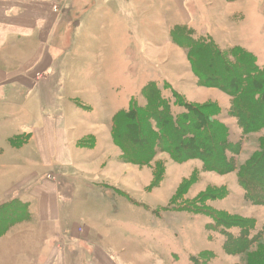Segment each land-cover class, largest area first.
I'll use <instances>...</instances> for the list:
<instances>
[{
    "label": "rangeland",
    "instance_id": "1",
    "mask_svg": "<svg viewBox=\"0 0 264 264\" xmlns=\"http://www.w3.org/2000/svg\"><path fill=\"white\" fill-rule=\"evenodd\" d=\"M78 6L80 11L76 14L74 10L68 27L56 35L59 44L53 46L55 66L63 54L67 59L40 80H47L44 83L47 89V83L54 89L61 86L66 99L79 109L85 121L102 123L104 118V113L96 111L97 95L90 91L103 94L104 105L111 113L127 109L132 100L144 105L141 92L151 82L162 88L172 101L179 93L190 102L181 91L190 92L194 100L206 102H190L195 105L216 100L209 94L199 97L198 86L210 87L199 83L187 50L171 41L170 31L176 26H186L196 38L212 36L225 52L236 47L245 48L257 56L260 66H264V0H88L83 3L78 0ZM59 76L63 77L62 82ZM15 92L9 93L17 104L15 109H0V204L17 195L21 201L34 197L31 195L33 185L25 189L20 184L33 176L28 177V174L44 170L43 160L31 159L37 163L31 169L26 166V160H30L29 151L25 155L18 152L33 140L35 128H39L35 125L40 123L20 107L25 104L22 100L27 93ZM5 99L1 91L0 101ZM230 106L232 108V104ZM35 108L36 104H31L27 109L34 111ZM224 112L220 116L223 122L234 131L235 137H241L238 119L228 115L227 108ZM105 129L104 126L100 128L101 131ZM261 131L243 135L238 165L244 164L259 149V140L264 138V130ZM80 140L78 146L94 147L99 138L82 136ZM121 157L117 168L121 162L126 163L123 152ZM114 162L110 167L106 164L105 170L115 169ZM132 167V174L123 175V178L115 173L112 175L114 182L125 186V191L109 190L106 197L96 193L91 197L81 179L77 181L81 187V202L78 206L61 209L64 215L77 220L83 216L82 212L92 214L89 217L99 223L102 234L107 233L105 228L118 233L110 237L109 242V247H113L114 264H243L244 257L224 251L225 237L218 231L220 228L210 230L213 222L210 217L182 211L193 207L203 211L210 208L224 221H231L233 217L256 220L252 236L261 232L264 240V206L247 199L237 174L208 172L197 161L178 164L167 153L158 154L147 166ZM45 172L44 177L38 176L36 183L40 184V179L54 178ZM103 184L111 188L109 181L102 182V188ZM223 186L228 190L224 199L212 201L202 197L206 192L217 195V189ZM12 187L22 190L16 192ZM86 196L100 204L95 216L87 207L94 208L95 203L86 201ZM104 204L107 205L101 208ZM32 214L35 216L32 223H37V209ZM25 223L28 222L23 221V226ZM93 227L97 228L95 223ZM231 232L237 233V229ZM100 243L108 246L106 240ZM80 247L83 251L89 249L87 244ZM3 253L8 256L5 251Z\"/></svg>",
    "mask_w": 264,
    "mask_h": 264
},
{
    "label": "crops",
    "instance_id": "2",
    "mask_svg": "<svg viewBox=\"0 0 264 264\" xmlns=\"http://www.w3.org/2000/svg\"><path fill=\"white\" fill-rule=\"evenodd\" d=\"M84 1L88 0H80L81 3ZM75 9L77 14L80 11L78 0H0V92L3 91L6 95V99L0 101V109L13 108L17 105L14 104V97L9 95L11 91L15 94V91L27 93L22 100L25 104H21L20 107L28 110L30 117L40 124L35 125L39 128H35L36 135L28 146L24 149L20 147V151H17L24 155L29 151L27 155L30 160H26L28 162L26 166L31 169L37 164L31 159L44 161V170L40 169L39 174L37 172L28 174V177L33 176L23 179L20 184L25 189L33 185L31 195L34 197L29 196V199L23 200L30 205L32 219L31 222L25 223V226L23 224L15 226L12 228L13 231L11 229L6 236L0 237V264H114L113 247H109V242L110 237H116L118 233L105 228L107 233L102 234L98 227L99 223L89 217L92 214L85 215L82 212L83 216L77 220L68 217V214L64 215L61 209L78 206L81 202L79 195L81 187L77 184L81 179L85 190L88 191L87 194L91 197L95 193L106 197L109 190L125 191L123 189L125 186L114 182L112 176L115 173L123 178V175H130L133 171V165L124 162L117 168L118 160H122V151L115 146L111 135V122L116 112H109L104 105V96L101 92L90 91L91 94L97 95L96 111L104 113V118L102 123L85 121L80 116L79 109H75L66 99L67 96L64 95L61 86L54 89L47 83V89L44 84L47 80L44 82L40 80L46 77L48 72L53 73L57 70L58 63L63 64L67 59L63 54L55 66L53 46L59 44L58 40L56 42V35L68 27ZM59 77L62 82L63 77ZM194 82L195 86H198L197 80ZM197 88L199 89L197 92L201 93L199 97L203 94L215 96L216 100L211 103L218 104L222 108V114L226 108L229 113L232 104L229 95L214 88L200 86ZM180 93L192 103L196 101L206 103L202 99L194 100L188 91ZM31 104H36L34 111L27 109ZM103 126L106 128L105 131L100 130ZM230 131L234 136L231 128ZM241 133L239 136H243L242 129ZM82 136L98 137L97 145L78 146L77 143L81 141ZM114 160L112 166L116 168L105 170L104 166L107 164L110 167ZM193 161L200 162L203 168V163L199 160L184 164ZM21 171L19 168V173ZM44 171L46 174H52L54 178L51 176L40 179L44 177ZM38 176L40 184L36 183L39 181ZM106 181L111 183L108 184L111 188L104 184L102 188V182ZM239 186L242 188L240 184ZM15 188L12 187L13 191ZM20 190L22 188L16 192ZM243 191L245 192L244 189ZM89 196H86L85 200L95 203ZM18 197L20 195H17ZM99 205L95 203L94 208L89 205L87 207L95 212L100 210ZM36 209L37 223H32L35 219L32 213ZM94 212L93 216L97 214ZM93 223L98 229L93 227ZM16 228L20 229L16 231ZM25 232H28L27 237ZM99 240H106L108 246L102 245ZM85 244L89 246L88 251H83L80 247ZM3 251L7 253V257Z\"/></svg>",
    "mask_w": 264,
    "mask_h": 264
},
{
    "label": "trees",
    "instance_id": "3",
    "mask_svg": "<svg viewBox=\"0 0 264 264\" xmlns=\"http://www.w3.org/2000/svg\"><path fill=\"white\" fill-rule=\"evenodd\" d=\"M170 39L187 50L202 86L217 88L232 98L228 114L238 119L244 136L264 129V66L258 64L256 55L241 47L225 52L212 36L196 38L186 26L174 27ZM141 93L144 105L132 100L127 109L114 114L111 122L113 142L122 150L126 163L147 166L161 153L169 154L178 164L199 160L208 172L219 175L237 172L247 199L264 206V138L259 140V149L238 165L243 136H232L220 117L222 108L218 104L195 105L179 93H174L176 100L172 101L154 82L147 84ZM216 192L215 196L206 192L202 197L222 200L228 190L222 187ZM182 211L210 217L213 220L210 230L220 228L218 231L225 237L224 251L244 257L243 264H264L262 233L252 236L256 220L233 217L224 221L210 208ZM31 219L28 202L15 198L0 204V237ZM232 229H237V233H232Z\"/></svg>",
    "mask_w": 264,
    "mask_h": 264
}]
</instances>
